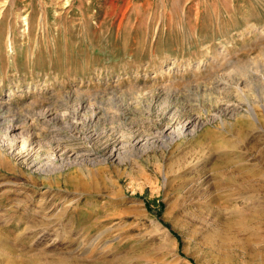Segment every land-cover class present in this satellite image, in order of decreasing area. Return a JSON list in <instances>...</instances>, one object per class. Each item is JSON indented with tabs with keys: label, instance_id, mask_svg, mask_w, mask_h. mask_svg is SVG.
Returning <instances> with one entry per match:
<instances>
[{
	"label": "rangeland",
	"instance_id": "obj_1",
	"mask_svg": "<svg viewBox=\"0 0 264 264\" xmlns=\"http://www.w3.org/2000/svg\"><path fill=\"white\" fill-rule=\"evenodd\" d=\"M0 264H264V0H0Z\"/></svg>",
	"mask_w": 264,
	"mask_h": 264
},
{
	"label": "bare ground",
	"instance_id": "obj_2",
	"mask_svg": "<svg viewBox=\"0 0 264 264\" xmlns=\"http://www.w3.org/2000/svg\"><path fill=\"white\" fill-rule=\"evenodd\" d=\"M66 141V140H65Z\"/></svg>",
	"mask_w": 264,
	"mask_h": 264
}]
</instances>
